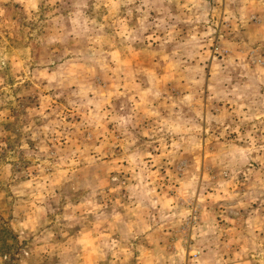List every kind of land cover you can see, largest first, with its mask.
<instances>
[{"label":"rangeland","instance_id":"1","mask_svg":"<svg viewBox=\"0 0 264 264\" xmlns=\"http://www.w3.org/2000/svg\"><path fill=\"white\" fill-rule=\"evenodd\" d=\"M0 264H264V0H0Z\"/></svg>","mask_w":264,"mask_h":264}]
</instances>
